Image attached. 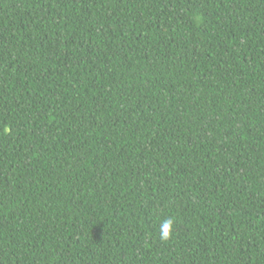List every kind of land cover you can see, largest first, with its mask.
Returning <instances> with one entry per match:
<instances>
[{"label": "trees", "instance_id": "1", "mask_svg": "<svg viewBox=\"0 0 264 264\" xmlns=\"http://www.w3.org/2000/svg\"><path fill=\"white\" fill-rule=\"evenodd\" d=\"M0 264H264V0H0Z\"/></svg>", "mask_w": 264, "mask_h": 264}, {"label": "clouds", "instance_id": "2", "mask_svg": "<svg viewBox=\"0 0 264 264\" xmlns=\"http://www.w3.org/2000/svg\"><path fill=\"white\" fill-rule=\"evenodd\" d=\"M5 132H7V129H5ZM173 223H174L173 220H167L165 222L163 227L162 238L167 239L172 234Z\"/></svg>", "mask_w": 264, "mask_h": 264}]
</instances>
